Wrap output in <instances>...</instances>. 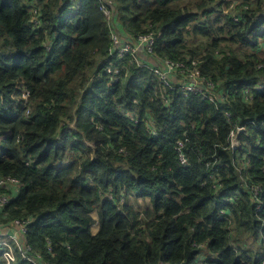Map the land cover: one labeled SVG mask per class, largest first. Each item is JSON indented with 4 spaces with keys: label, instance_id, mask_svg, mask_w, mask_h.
Segmentation results:
<instances>
[{
    "label": "trees",
    "instance_id": "trees-1",
    "mask_svg": "<svg viewBox=\"0 0 264 264\" xmlns=\"http://www.w3.org/2000/svg\"><path fill=\"white\" fill-rule=\"evenodd\" d=\"M114 28L153 34L142 61L181 63L222 100L110 62ZM259 84L264 0H0V179L19 183L0 186V225L25 221L39 264H260ZM11 264L32 263L15 248Z\"/></svg>",
    "mask_w": 264,
    "mask_h": 264
},
{
    "label": "built area",
    "instance_id": "built-area-1",
    "mask_svg": "<svg viewBox=\"0 0 264 264\" xmlns=\"http://www.w3.org/2000/svg\"><path fill=\"white\" fill-rule=\"evenodd\" d=\"M105 14L109 16V12L106 10ZM155 43V37L153 34H146L138 36L136 38H130L127 34H119L117 30H114L111 33V46L109 48V60L111 61H120L124 58L129 59L131 62H135L139 67L148 69L153 75L157 78L159 89L161 92L169 90L172 92H179L183 95L188 94H199L202 98L207 99L208 101L217 103L218 99L222 100V96L215 94L213 91L214 85L210 81H204L198 76L197 71H190L186 68H183L181 63L175 62L168 58H155L147 62L142 61V58H149L150 54L153 53V48ZM108 72H112L114 77L118 76L120 68L116 69H107ZM263 85H255L253 88L248 87L244 90L246 97L248 96L249 91L261 90ZM162 100L165 103H168V97L162 95ZM243 128H238V131H241ZM233 146H235L233 144ZM1 187H11L15 194L19 192V183L14 178H5L0 179ZM8 201L7 195L0 196V208L6 204ZM13 232L14 237L8 234V231ZM26 232V223L22 220H14L11 223L0 225V246H6L7 250L3 253L5 258V264H11L14 260V249L12 244L9 242L6 244L1 241L3 236L9 237L12 239L16 245L19 247L23 257L28 261L36 264V259L29 258L26 252L29 250V247L24 248L19 240L18 236H22ZM260 264H264V258L261 260Z\"/></svg>",
    "mask_w": 264,
    "mask_h": 264
},
{
    "label": "rangeland",
    "instance_id": "rangeland-1",
    "mask_svg": "<svg viewBox=\"0 0 264 264\" xmlns=\"http://www.w3.org/2000/svg\"><path fill=\"white\" fill-rule=\"evenodd\" d=\"M259 33V31H258ZM261 44V39H258V45ZM14 90H19L20 92V96H18V94L14 91L12 94H11V99H12V102L10 103V106L11 107H17L19 105V101L21 100V98H26V95L27 93L21 89V85H19V88L18 86H14ZM12 111V110H11ZM237 142V137H236V133L233 134V138H232V143L235 145ZM142 201V199H140ZM150 212V210H149ZM146 215V213H145ZM94 218H96V214H94ZM97 230V224L93 225V231H96ZM1 241L4 242V243H8L10 241L9 237H6V236H3L1 238Z\"/></svg>",
    "mask_w": 264,
    "mask_h": 264
},
{
    "label": "clouds",
    "instance_id": "clouds-1",
    "mask_svg": "<svg viewBox=\"0 0 264 264\" xmlns=\"http://www.w3.org/2000/svg\"><path fill=\"white\" fill-rule=\"evenodd\" d=\"M64 15L66 16V13H64ZM116 63H118V62H116ZM121 71V70H120ZM119 74V73H118ZM258 91V93H260V92H262L263 91V89H261V90H257ZM5 115L3 114V117H4ZM244 130V128L241 130V131H238V129L236 130V131H234L233 133H232V138H233V134L234 133H236V137H237V134L238 133H240V132H242ZM232 138H231V147L232 148H235L236 146H237V142H236V144H235V146H233V143H232ZM8 234H9V232H8ZM10 235V234H9ZM11 236L12 237H14V234H13V232L11 233ZM20 242V241H19ZM13 243H15L14 241H13ZM24 248H26V247H29V246H27V245H25V244H23V243H20ZM12 247H13V249H14V253H15V248H17V250L18 251H20V249H19V247L16 245V243H15V246H13L12 245ZM29 251V250H28ZM27 251V252H28ZM21 252V251H20ZM26 252V253H27ZM29 258H32V259H34L33 257H31V256H29L28 254H26ZM3 257H4V255H3ZM14 257H15V254H14ZM22 257H23V254H22ZM24 258V257H23ZM25 260H27L26 258H24ZM35 260V259H34ZM4 261H5V258H4ZM28 261V260H27ZM36 261V264H39L38 263V261L37 260H35ZM30 262V261H29ZM30 263H32V264H34L33 262H30Z\"/></svg>",
    "mask_w": 264,
    "mask_h": 264
},
{
    "label": "water",
    "instance_id": "water-1",
    "mask_svg": "<svg viewBox=\"0 0 264 264\" xmlns=\"http://www.w3.org/2000/svg\"><path fill=\"white\" fill-rule=\"evenodd\" d=\"M8 232H9V234L11 235L12 232H11L10 230H9Z\"/></svg>",
    "mask_w": 264,
    "mask_h": 264
}]
</instances>
